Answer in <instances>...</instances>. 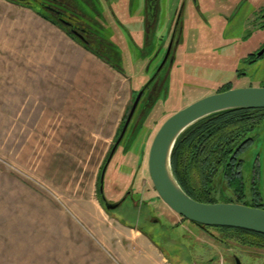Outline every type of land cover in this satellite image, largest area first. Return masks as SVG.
<instances>
[{
	"label": "rangeland",
	"instance_id": "rangeland-1",
	"mask_svg": "<svg viewBox=\"0 0 264 264\" xmlns=\"http://www.w3.org/2000/svg\"><path fill=\"white\" fill-rule=\"evenodd\" d=\"M77 1L87 15L97 17L98 33L110 41L114 60L122 63L128 75L136 76L134 89L141 87L148 79L146 62L139 59L141 48L132 44L129 34L141 45L144 0H92L95 7L90 1L67 0ZM188 1L184 16L192 37L189 51L194 52H186L185 67L172 72L171 82H167L169 75L163 78L164 93L154 90L144 95L103 184L110 203L126 197L129 190L137 201L145 195L141 206L147 203L145 210L154 212L163 225L162 235L156 238L121 220L128 202L120 210H108L97 185L124 118L129 79L99 58L75 49L71 54L78 60L72 65L67 62L66 67L73 68L70 72H58L59 64L27 62L26 56L44 54L39 48L28 49L30 42L45 39L57 44L60 36L34 13L38 12L34 6L0 0V264H169L164 254L171 264H180L178 256L171 255L172 244L184 251L186 264H264L263 248L242 245L217 227H210V233L200 230L175 214L156 193L150 177L149 152L162 124L230 82L239 53L259 47L264 40L263 29L244 41L264 0H242L236 9V0H199L200 10L194 0ZM175 6L171 0L160 1L159 33L165 35V44ZM161 59L154 62L159 64ZM252 67L254 81L264 86V59ZM87 72L97 80L83 81L88 87H77L76 79L69 78L74 73L84 79ZM186 83L192 87L182 90ZM170 85L175 89L167 93ZM256 133V140L242 155L243 168L251 173L256 163L260 165L264 201V120ZM122 253L145 259L136 262Z\"/></svg>",
	"mask_w": 264,
	"mask_h": 264
},
{
	"label": "flooded vegetation",
	"instance_id": "flooded-vegetation-1",
	"mask_svg": "<svg viewBox=\"0 0 264 264\" xmlns=\"http://www.w3.org/2000/svg\"><path fill=\"white\" fill-rule=\"evenodd\" d=\"M74 1L76 2V0ZM86 1L88 2L90 1V4L93 5V7H95L94 3H92V0H86ZM104 1H108V0H103V2ZM160 1L161 0H144V11H143V15L140 17L141 20H143V28H144L143 29L144 37H143V42H141V45L138 44L136 39L131 36L132 34H129L131 37L132 44L135 45L137 48H141V56L139 57V59L143 58L144 59L143 62H146L144 74L145 76L148 77L147 81L144 82V84L141 87L136 89H134L132 85L133 84L132 81L133 79H136V76L128 75L126 69L122 66V63H120L116 59H115L116 61L114 60V55L108 49L110 47L108 42L110 41L101 37L100 34L98 33L99 21L97 20V17L87 15L81 9V7L78 6L79 1L75 3L78 7L75 4L68 3L67 0H22L21 2H25L28 5L34 6L37 11H42L50 19V21L53 20L61 24L63 27H65L67 30L73 33L80 43L82 44L84 43L85 45L90 46L95 51H97L98 53L104 55L106 58L111 60L112 63H114L116 66L120 68L117 69L119 72L129 77L130 83L132 85L131 87L132 99L136 100L138 94L142 90H144L142 98L144 97L145 94H147L148 96L152 95V91L154 90H157L158 93L160 94V92H162L163 85L165 84L161 82H163L168 75H169L168 76L169 80H167V82L170 81V77L173 71H180L185 67L186 52L187 53L194 52L193 49L189 51L190 47H188V44L190 43L192 37H190L189 35L190 27H187V23H185L186 18L184 16V10L186 5L189 3V1L182 0V4H180V2L178 3V0L177 2L176 0H171L173 1L174 4H176V6L175 9H173L174 13L172 20H174V22L172 24V32L167 41V44H165L166 43L165 41H162L163 39L162 37H164L165 35L163 36L160 35L159 33V28H160L159 17L161 10ZM241 2L242 0H236L235 2L236 4L234 5L233 9H236V7ZM194 5L198 7V10H200L199 0H194ZM221 12L222 11H220V14ZM202 14L204 15V13ZM205 18L204 16H202L203 20H208L207 18L206 19ZM121 23L123 22L120 21V25ZM250 23L252 30L251 29L249 30V33L247 37L244 38V41H249L248 37L251 34H253L254 31L256 30L259 31L264 29V7L260 8L255 13V16L253 15ZM95 24L97 26H95ZM195 43H198L197 40H195ZM197 48L195 50L196 52L198 50ZM160 58L162 59L159 64L157 62H154ZM238 59H239V64L236 70L234 71L233 79H231V81L228 83L222 84L217 92H222L238 87L261 86L258 85V82L254 81L253 78L254 72L252 70L253 69L252 66L258 63L260 60L264 59V40L259 47H256L253 50H250L249 47L246 53L240 52ZM154 63H156L155 65L156 69L152 74H149L151 66ZM191 76L192 75H187V77L185 78H191ZM189 87H192V85L187 83L181 86L182 90H185ZM172 89L174 90L175 87H171V85L166 87L167 93ZM164 92L165 91H163L162 93ZM135 100L133 101L135 102ZM141 100L138 106L140 105ZM256 136L254 137V140L251 143H254V141L256 140ZM249 147L250 146H246L238 153V167L235 172L236 185L238 190L244 193L243 195L244 198L241 201L249 200L247 197V193H249L248 196L250 198V201L254 200L256 201L257 204L264 206V201L261 198V191H260L261 180L263 181V175H260V171L258 169L260 165L256 163L255 165L256 167L253 169L251 173L246 172L243 168L244 158L242 155L244 154L245 150H247ZM144 197L145 195L143 196L142 193L141 198L137 201L135 200L136 197L133 196L132 191L129 190L127 192L126 197H123L120 201L112 204H118V206L115 209L118 208L120 210L122 205L128 202L127 207H125V209L120 213L122 218L121 220L125 222L127 225L128 224L134 226L137 225L142 232L158 238L162 235L161 232H163L162 222L159 217L154 216L155 215L154 212L152 211L149 212L148 209L145 210V207L148 206L147 203L146 205L144 204V206H141V204L146 202L144 201L145 199ZM184 220H188V219L184 218ZM148 225H151V227L148 228L147 227ZM164 234L167 235V233ZM171 240L172 239H170L169 237L167 238V242L168 243L170 242L172 244L173 242ZM170 247L173 251L171 255H177L180 264L189 263V259L184 257L185 253L182 249L178 248L177 246L174 247L173 244L170 245Z\"/></svg>",
	"mask_w": 264,
	"mask_h": 264
},
{
	"label": "trees",
	"instance_id": "trees-1",
	"mask_svg": "<svg viewBox=\"0 0 264 264\" xmlns=\"http://www.w3.org/2000/svg\"><path fill=\"white\" fill-rule=\"evenodd\" d=\"M39 13L48 19L42 11H39ZM52 22L62 27L69 35L77 39L73 33L61 24L53 20ZM83 45L115 69H120L104 55L84 43ZM133 100H131L127 107L124 118L119 125L115 135V142L122 132ZM263 119L264 108L233 109L212 114L188 127L177 140L172 153L173 173L181 187L192 198L201 202H218L217 197L223 196L227 199L225 202H238L264 208V206L257 204L254 200L241 201L244 198V193L238 190L235 180V172L238 167V153L246 146L252 145L251 142H253L254 137L257 135L256 131ZM111 150L99 173L97 185L99 187L100 198L101 174ZM235 197L239 199L235 200ZM192 223L200 228V230L210 233V227ZM131 227L135 226L131 225ZM217 228L228 233L229 235L227 236L233 237L242 245L264 249L263 234L243 228ZM166 251L163 248V252Z\"/></svg>",
	"mask_w": 264,
	"mask_h": 264
},
{
	"label": "water",
	"instance_id": "water-1",
	"mask_svg": "<svg viewBox=\"0 0 264 264\" xmlns=\"http://www.w3.org/2000/svg\"><path fill=\"white\" fill-rule=\"evenodd\" d=\"M143 93L144 90L133 103L122 132L102 170L100 192L108 210L115 209L118 204L108 202L104 195L106 171L128 131ZM261 108H264V86L238 87L204 96L175 112L162 124L151 144L148 167L157 193L174 212L204 227L243 228L264 235V208L236 202L198 201L181 187L172 169L173 150L188 127L218 112Z\"/></svg>",
	"mask_w": 264,
	"mask_h": 264
},
{
	"label": "crops",
	"instance_id": "crops-1",
	"mask_svg": "<svg viewBox=\"0 0 264 264\" xmlns=\"http://www.w3.org/2000/svg\"><path fill=\"white\" fill-rule=\"evenodd\" d=\"M32 10V9H31ZM39 18H41L44 22H46L49 26V28H52L56 31V33L60 36V41H57L56 43H49L48 41H45V39L42 40H37V41H32L30 42L31 45H29V47H27L28 49L33 48V49H41L43 51V55L38 56V55H32V56H26V60L27 62L30 63H51V64H59V67L57 68V71H66V72H70L71 67H66L67 66V62L69 65H72V63L77 64L76 61L78 60L73 54H71V50L75 49L77 52L82 53V52H86L90 55H93L97 58H99L97 55H95L94 53H92L91 51H89L82 43H80L77 39L73 38L71 35H69L63 28H61L59 25L53 23L52 21H50V19H46L44 16H42L40 13L38 12H34ZM51 41V40H50ZM52 42V41H51ZM51 45H49V44ZM71 48V49H70ZM56 49V50H55ZM70 49V50H69ZM55 53H54V51ZM69 50V51H68ZM63 51H64V55H63ZM37 53V51H36ZM63 55V56H62ZM103 63L107 64L108 66H110L111 68H113L110 64H108L107 62H105L103 59L99 58ZM60 60L63 61L64 65H61L62 63L60 62ZM71 68V69H70ZM72 74L71 76L69 75V78L71 79H76V81L78 82V84L76 85L78 87H88L87 83L83 84V81H91V82H96V77L90 75V72H87V76L86 78H82L80 75L74 74V73H70ZM120 74H122L120 72ZM123 76H126L124 74H122ZM128 79L129 77L126 76ZM130 79H129V86H130V95H129V99L126 103L125 109H124V114L126 112L127 107L129 106L131 99H132V94H131V87L132 85H130ZM91 88V87H90ZM90 88H88L87 90L91 93V91L89 90ZM123 114V116H124ZM123 118L121 119L122 122ZM121 255L126 256V257H131L134 260H136V262H138L139 259H145V258H137L135 259V257H132L131 255L127 254V253H122ZM165 255V254H164ZM166 261H168L169 264H171L170 260L165 256ZM153 264V263H152Z\"/></svg>",
	"mask_w": 264,
	"mask_h": 264
}]
</instances>
